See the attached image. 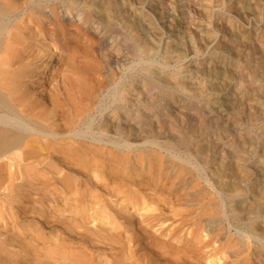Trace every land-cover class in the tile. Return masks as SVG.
<instances>
[{"label": "bare ground", "instance_id": "6f19581e", "mask_svg": "<svg viewBox=\"0 0 264 264\" xmlns=\"http://www.w3.org/2000/svg\"><path fill=\"white\" fill-rule=\"evenodd\" d=\"M31 1L0 0V182L9 177H7V167L14 165L20 170L21 175L24 171L23 168L28 166L29 160L34 159V162L31 163L33 166L41 164L42 159L40 160L38 157L45 151L47 154H51L52 161H55V163L50 164L53 176L46 178L47 174H44L47 184L54 177L66 185L73 178L77 180L84 176L90 186L93 184L98 189L106 191V188H109L110 185L108 186L109 183H106L105 180L111 181L112 174L119 175L120 191L124 194L126 203L119 210L114 211L115 216L121 220L119 229L117 228L115 231L123 239L124 250L127 249L128 254H132V257H129L131 264H211L212 262L209 260L211 251L208 248L213 245V242L210 240L204 242L205 239L199 235L200 229L198 228L189 232L190 234L184 233V231L189 221L192 222L194 219L197 225L206 220L207 223L204 225L203 230L209 228V231L213 234L212 238L219 237L225 229L220 224V217H226L231 227L242 226L236 229L237 236L235 235L234 239L220 243V248L223 250L221 253H229L233 258L229 264H264V175L261 170L256 172L260 176H255V178L250 175L248 178L243 179L238 175L242 170L247 171L245 167L236 169V171L232 170L229 174L225 165L221 164L215 167L211 163L209 149L207 150L202 143L197 141L198 138L193 137L190 129L185 131L178 125H171L163 129L160 125V119L155 120V118L162 115L169 118L173 117L171 111L173 109L179 110L180 107H193L198 113L204 110L211 113L219 97L218 93L207 95V91L211 87V89H214L213 86L214 83L216 84L218 74H220L219 77L223 82V86L225 85L226 88L230 86L227 74L229 61L226 57V50L223 48V50L213 51L209 54L213 60H216L219 70L216 67L211 68V66L208 67L206 73L213 74L215 79L212 83L210 82V86H206L207 84L203 86L202 84L193 95H190L185 80L180 77L173 80V75L166 70L168 64L166 56H169L173 45L167 43L165 46L166 52L163 56L164 62L158 63V65L154 64L158 62L155 56L159 51L162 34L158 26V19L156 20L159 16L155 18L151 11L143 10L139 6L140 0H120L123 2V6L124 1L127 2L130 11L129 17H123L126 19L122 25L125 31L118 27L116 21L117 18L121 17H118L117 13L115 14L117 8L115 10L111 4L105 8L104 5L98 4L96 0H61L59 4L53 3L50 6H43L34 4ZM47 1L50 2V0ZM210 1L205 2L207 4L206 10L211 5ZM183 4L185 8L189 7L187 1L184 0ZM47 8L50 9L49 12L46 10ZM25 9L30 10L27 15L30 22L37 25L44 32V35L56 39L58 36H64L63 41L66 44L71 42L75 45L70 55L72 62L66 68L59 70L57 76L46 71L49 68L50 61L45 63L43 67L29 68L26 66L20 67V69L14 67L18 62H16V58L20 54V49L27 46H37V43L29 41V36L26 33L32 28L30 23L20 20V22L14 21L15 23H13L12 20ZM77 10H82L83 12H81L84 14L83 24H76L77 31L67 28L69 23L62 25L64 19L61 18L59 12L68 15L74 14V11L77 13ZM229 10L236 12L237 9L231 3ZM127 11L125 8L122 9L124 13ZM182 13L184 14V11ZM206 13L208 14V11ZM45 14L52 15L53 28L44 27L45 19L50 18L49 16L45 17ZM96 22L101 26L104 36L91 35L90 38L93 44L90 45L87 41H84L86 39H82V36L88 32L86 25ZM230 29L233 30L231 32L234 33L235 39L240 40L241 45L247 42L245 34L243 35L242 32L236 30L234 24L230 26ZM110 36H113V41L117 42L119 48L115 56H111L110 52L106 51L108 37ZM212 37V33L206 29V43L212 42ZM51 46H42L43 55H40L39 59L52 56L54 48ZM82 47L85 48L84 51L81 50ZM176 49L178 50V48ZM236 49L231 65L249 64L250 55L246 54V59H244V54L240 48L236 47ZM181 53L180 50V55ZM64 59L65 57L62 56L56 63L62 62ZM45 74L46 82L36 81L37 78ZM248 78L254 85L253 90L256 91L260 88L258 86L264 82V79L259 78L258 75L252 72L249 73ZM31 83L36 84V86H31ZM220 85L222 84L220 83ZM242 102L240 98L230 105L235 117L239 118L243 115ZM211 122L204 126L205 129L202 131L209 134L214 132L216 127ZM257 127L261 128V126ZM260 145L264 152V139ZM164 153L167 156H164ZM36 157L38 160L35 161ZM11 160L13 161L11 162ZM56 165L62 166V169L64 168L68 172L61 177ZM205 166H208L212 178L215 179L212 182L211 177V179L205 178L218 194V201L206 203L204 201L205 195L204 193L201 194L200 189H198L196 195H193V198L188 199L184 194H180L178 198L180 203L186 200H193L194 202L197 200L196 203L192 202L198 206L196 210H201L202 213L198 218H193L194 213L190 217L191 212L188 209L173 208L174 210L171 211L173 214H169L171 215L169 216L165 207L168 196L179 192L181 184L188 180L187 175L189 173L196 171L200 177L202 169L206 170L207 168ZM171 172L178 175L171 178L169 176L170 174L173 176ZM32 177L37 180L40 179L37 175ZM94 177H100V184L94 181ZM24 178L26 177L24 176ZM24 178L19 186L21 190L25 188L22 187ZM175 178L181 179L175 182ZM189 180L191 179L189 178ZM38 182V185L42 183L40 180ZM197 184L189 187V189L198 188ZM15 185L17 186V183ZM33 185L36 186L35 182ZM65 188L70 192L73 187L68 185ZM153 188H162L164 191L166 190L168 195L151 198L141 193L146 192L148 189L153 190ZM38 189L40 191V187ZM19 191H16V194L20 195L23 192L19 193ZM76 192H78L77 189ZM30 196L26 197L25 194H21L16 208L11 201L10 206L13 205L18 210L11 217H15L17 220L23 218L24 220L34 221L42 227L44 223L51 224L52 228L56 227L57 224H53L46 217V213L43 212L42 205L44 202L42 199L44 198L41 197L42 195L32 198ZM70 197L72 198V196ZM14 199L15 197L13 201ZM156 203L158 206L155 207L154 204ZM193 203H191L192 206ZM185 204L190 205L189 202ZM162 206L164 207L162 208ZM14 208L12 210H15ZM75 210L74 213L78 214L79 211ZM80 216L82 215L80 214ZM175 220L178 225L172 227L171 224ZM13 221H11V224ZM169 221H172V223L165 226ZM192 224L190 223V225ZM60 227L58 225V228ZM66 228H70V225H66ZM31 229L32 227H30ZM25 231H19L9 239L21 243L24 249L20 251L25 250L30 253L33 251L32 246L35 244L33 242L36 240L34 241L32 236L29 237L30 235L28 236ZM1 234L4 235V233ZM38 235L41 236V234ZM245 238L247 243L243 240ZM253 242H255V245L252 251L251 244L253 245ZM130 243L134 245L132 246ZM214 249L217 248L214 247ZM129 259L124 256L120 263L128 264L126 261ZM225 259H228L227 255H225ZM19 263L17 259L15 262L12 261L8 264ZM225 263L228 264V262Z\"/></svg>", "mask_w": 264, "mask_h": 264}, {"label": "rangeland", "instance_id": "374dc122", "mask_svg": "<svg viewBox=\"0 0 264 264\" xmlns=\"http://www.w3.org/2000/svg\"><path fill=\"white\" fill-rule=\"evenodd\" d=\"M60 1L61 0H54V1L50 0V2L47 0L46 1L45 0H32L31 2L34 4H41L43 6H50L53 3L59 4ZM97 1H98V4L104 5L103 7L105 8L108 7V5L110 4L113 8H115V10L117 8V10L115 11V14L117 13L118 17H121V18L119 19L117 18L116 22L118 23V27H121L120 29L125 31L122 25L125 23L126 19H124L123 17L130 16L129 6L127 2L124 1V6H123V2L120 0H113V1L112 0H96V2ZM183 1L184 0H140L139 6L143 10L148 11V12L151 11L155 18L159 16L156 18V20L158 19V26L161 29L162 34H161V42L158 48L159 51L155 56L158 62L154 64L158 65V63H163L165 60L163 56H164V53L166 52L165 46L167 45V43H170L171 45H173V48H171V51L169 52V56L168 55L166 56L167 63H168L166 66V70L169 72V74L173 75V78H172L173 80L178 79L179 77L182 80H185L184 82L187 87L188 94L193 95L194 92H196V90L200 88V86H202V84L203 86L204 84L205 85L207 84L206 86H210L212 81L215 79L213 74L206 73L208 72L207 71L208 67H211V66H212L211 68L216 67V69L219 70V65H217L216 60H213L209 54L213 51L223 50L224 48V50H226V57L229 61V63L227 64L228 66L227 74L229 76L230 86L227 88L225 87V85L223 86V82L219 77L220 74H218V77L216 79V84L214 83V86L212 85L214 89H211L212 88L211 87L207 91V95L218 93V97H219L218 100L216 101V106L213 108V111L211 113H209L206 110L201 111V113H198V111L193 107L192 108L191 107H187V108L180 107L179 110L173 109L171 111L173 112L172 114L173 117L169 118L165 115H162V116H159L158 118H155V120L160 119L161 121L160 125L163 129H166L171 125L181 126L183 130L185 131L187 129H190L193 134V137L195 139L198 138L197 141L202 143V145H204L207 148V150L209 149L208 151L209 158L211 159L210 161L211 163L214 164L215 167H218L221 164H223L227 168V173L229 172L231 173L232 170L236 171V169L245 167L247 168V171L242 170L241 173L238 174L243 179L248 178L250 175L253 176L254 178L255 176L259 177L260 175H257L256 172L260 170L264 175V152L260 145L261 141L264 139V106H263L264 105V92H263L264 82L258 86L260 88H258L259 90L257 89L256 91V90H253L254 85L251 82V80L248 78L249 73L252 72L258 75L259 78L264 79V0H261V1L260 0L259 1H255V0H252V1L211 0L210 1L209 0L211 5L207 10H206L207 4L205 3L207 0H185L187 1L189 5L188 8H185ZM120 2L121 4H119ZM249 2H255V3H249ZM231 3H233V6L237 9L236 12L235 11L231 12L229 10V5ZM124 8L128 10L125 13L122 12V9ZM46 10L48 12L50 11L49 8H47ZM81 11L82 10H77L78 14L76 13V11H74V14H68L69 16L67 15V13L63 15V13L59 12L61 15V18L64 19L62 22V25H67V23H69L68 24L69 26L67 28L77 31L76 24H83V21H84V14L82 13L83 11L82 12ZM183 11H184V14L182 13ZM206 11H208V14L206 13ZM29 13H30V10L25 9L21 11L19 15L14 17L12 20H13V23L17 21L18 22L25 21V23H30V27L32 28L31 30L26 31V33L29 36V39H30L29 41L37 43V46L36 47L27 46L24 49H20V54L16 58V62L17 61L18 62L15 64L14 67L19 68V69L20 67H26V66H28L29 68L43 67L45 63L50 61L49 68L46 71H49V73L54 74V76L56 74L57 76L58 72H60L62 68L63 69L66 68V66L72 62L70 55L72 54V49H74L75 45L71 42L66 44L63 41L64 36L62 37L58 36L56 39V38H51L49 35H46V34L44 35V32L40 30L37 25H35L33 22H30V20L27 17ZM37 14L39 15V13ZM48 16L50 18H46L45 19L46 23H44L43 25L44 27L53 28L54 25L52 24V20H51L52 15L45 14V17H48ZM233 24L236 30H238L239 32H242L243 35L245 34L244 36L247 39V42L245 44L241 45L240 40L235 39L234 33L231 32L233 30L230 29V26L231 25L233 26ZM86 28H88V32L86 35L83 34L82 39L83 40L86 39L84 41L85 42L87 41V43H89L90 45L93 44L90 38L91 35L93 34L98 35V37L104 36V32L102 31V28L98 24V22L91 23L90 25H86ZM206 29L209 30L213 35L212 40H211L212 42L210 43H206L205 41V30ZM113 40H114L113 36L108 37V46L106 48V51L108 53L110 52L109 54L111 56H115L116 51L119 49L117 46V42H114ZM27 44H24V45H27ZM41 45L42 46L52 45L51 47L54 48V52L51 57L46 56V57H43V59L42 58L39 59V56L43 55V49ZM20 47H23V46H20ZM175 47L178 48V50L179 48H181L180 50L183 53V55L182 53L180 55V50L178 52V50ZM236 47H239L240 50L243 52L244 59H246L245 58L246 54L250 55L251 59H250L249 64L245 63L242 66L231 65L232 57L235 55L236 50H237ZM81 50L84 51L85 48L82 47ZM231 52H234V53H231ZM62 56H64L65 59L62 62L56 63L57 61L61 59ZM51 62L52 63L55 62V63L52 64ZM45 77H46V74L44 76L42 75V77L37 78L36 81L41 82V83L46 82ZM220 83L222 85H220ZM217 84L218 86H216ZM31 86L35 87L36 84L33 85L31 83ZM240 98L243 101L242 102L243 115L238 118V117H235L234 111L231 110L230 105L236 99H240ZM210 122L213 123V125H215L216 130L209 134L208 132L202 131V130L205 129L204 126H206ZM257 126H261V128ZM174 133H175V130H174ZM47 155L49 156L47 157ZM50 155L51 154H47L44 151L43 154L40 155L41 157L40 156L38 157V159L40 160L42 159L41 164L39 165L33 166L31 163L34 162V159L29 160L28 166L26 168H23L24 170L23 174L26 178L22 176L23 174L20 175L21 173L20 170L16 168L14 165L6 168L7 177L8 176L9 177L3 182H0V234L4 233V235L1 234L3 237L0 235V264L12 263V261L15 262V260L17 259L20 262L19 264H123L124 262L120 263V260L124 256L128 257L129 259V257H132L131 256L132 254L131 253L128 254L127 249L124 250L125 248H123L124 245L122 242L123 239L120 238L118 235V232L115 231L117 230V228L119 229V226L121 225V220H119L115 216L114 211L119 210L124 205V203H126L125 196L120 191L121 186L119 184L120 183L119 175L112 174L113 176H112L111 181L105 180L106 183H109L108 186L110 185L109 188H106V191H103L102 189H98L93 184L90 186V184L88 183V181L86 180L84 176L83 178L80 177L77 180L72 177L74 180L72 179L69 183H66V185L65 183H62L61 181L56 180L54 177L53 179L48 181L49 183L47 184L46 178L48 177L50 178L53 176V173L50 170L51 169L50 164L55 163L54 160L52 161L53 158ZM163 155L167 156L166 153H164ZM45 157L49 159L47 158L45 159ZM38 159L36 157L35 161ZM12 161L13 160H11V162ZM60 167L57 166L56 168L60 172V174L59 172L58 174L62 177L68 171L64 168L62 169V166ZM205 168L206 170L202 169L204 172L202 171L201 175L202 174L203 175L202 176L200 175V177L202 178L199 177L196 171L195 172L193 171L191 174L189 173L187 175L188 180H186L185 183L181 184L182 190L179 189L178 190L179 192L168 196V200L171 199L169 201L167 200V203L165 204L166 205L165 207L168 210V215L169 214L172 215L173 212L171 211H173L176 208L188 209L189 212H191L190 217L193 216V213H194L193 218L195 217L198 218L200 214L202 213L201 210H196L198 206L194 205V203H196L197 200H195V202L193 200H186V201L181 202L182 203L181 204L178 201L180 194L181 195L184 194L186 198L189 199V198H193L194 197L193 195L194 194L196 195L197 191H199L198 189H200L202 191L201 194L203 195L204 193L205 195L204 201L206 203L208 202L215 203L216 201H218V197H219L218 194L216 193L215 189H213L212 186H210L208 182L206 181L207 178L209 179L212 178L211 171L209 170L208 166H205ZM171 173L173 174V176H171V174L169 175L171 178H174L178 175L177 173L174 174V172H171ZM44 174L45 175L47 174L46 178ZM35 175L39 176L40 178L39 180L42 181L40 185L37 184L39 183L38 182L39 180L34 179L32 177ZM22 177L24 178L22 187H25L26 190H24L25 188L21 190L19 187L21 181H23ZM189 178L191 180H189ZM29 179H30V182H29ZM93 179L96 183L98 182L97 184H100V180H99L100 177H94ZM175 179H176L175 182H177V181H180L181 178H175ZM214 180L215 179L212 178L211 181L213 182ZM34 182L36 186L40 187V191L38 187L33 185ZM16 183H17V186L15 185ZM196 184L198 187L194 189L196 192L193 190V188L189 189V187H192ZM68 185L73 187L72 190L70 189L71 193L67 191L65 188ZM183 188L184 189L186 188V189L184 190ZM57 189L61 191L59 190L57 191ZM76 189L79 192V194L78 192H76ZM64 190L65 192H63ZM162 190H163L162 188H153V190L148 189L146 192H141V193L151 198L167 196L168 193L166 192V190L165 191L163 190V192H161ZM16 191L17 192L19 191V193L23 191L24 193L22 192L19 195V194H16L17 193ZM21 194H25L26 197L31 195L30 198L40 197L42 195L41 197L44 198L42 199V201L44 202V204L42 202L43 204L42 208H44L43 212L46 213L45 214L46 217H48V219L53 224H57V226L55 225L56 227L52 228L51 224L44 223L45 226L43 225L42 227L40 225L41 226L40 227L39 224H37L34 221L24 220L23 218H19L18 220L15 217L12 218L11 216L13 215V213L18 211L15 208L17 207V204H19L18 199H19V196H21ZM99 195L100 196L102 195L101 196L102 199L99 198L100 197ZM70 196H72V198L74 197V199H72ZM14 197L15 199L13 201ZM11 201L15 205V208L13 207V205L10 206ZM73 201L75 202V204ZM187 202H189L190 205L185 204ZM70 203L74 205L72 206ZM77 203L78 204L82 203V204L78 205ZM191 203H193L194 207L192 206ZM154 206L155 207L158 206L157 203L154 204ZM12 207L15 210H12L13 209ZM69 207H71L72 209H70ZM163 207L164 206H162V208ZM75 209H77V212L79 211L78 214H79V217L81 218L78 217L77 213H74L76 212ZM85 209H88V210H85ZM83 212L84 214H82ZM80 214L82 216H80ZM7 215L11 218V220L9 217L7 218ZM83 215L85 216L83 217ZM82 218L84 221L82 220ZM220 218H221L220 224L224 226L225 229L223 230L224 232L223 231L221 232V235L219 237L212 238L213 234L209 231V228H205L206 230H203L204 225L207 223L205 219H204L205 221L203 222L204 224L201 223L197 225L195 224L194 219L192 220V222L189 221V224L186 225L187 227L185 226V231H184V233H189V232H192L194 229L198 228L200 229L199 235L201 237H204L205 239L204 242H207L209 240L213 242V245L208 248V250L211 251L210 252L211 256L209 258V260L212 262L211 264H224L225 262H228L229 264V262H232L233 258L230 256L229 253L227 254L225 252H224L225 254L223 252L221 253V251L223 250L220 248V243L229 241L232 238L234 239L237 236L236 229L242 227L240 225L231 227L229 222H227L228 219L226 217H220ZM15 220L19 222L21 221L22 223L21 222L17 223ZM11 221H13L12 224H11ZM73 223L74 224L76 223L77 225H74ZM171 223L172 221H169L165 226L170 225ZM173 223L171 224L172 227H175L178 225V222L176 220ZM190 223H193V224L190 225ZM16 224L17 226L15 227ZM20 225H23V226H20ZM58 225L61 226L62 228L61 227L58 228ZM66 225H70V228H66ZM24 226L25 228H23ZM29 226L32 227L31 230ZM38 228L39 230L42 229L44 234L42 230L39 231ZM19 231L27 232L26 234H28V236L30 235L29 237L32 236L34 238V241L36 240L35 242H33V244L34 243L35 244L34 246H32L33 251H31L30 253L26 252L25 250L20 251L24 249L22 248L21 243L20 242L17 243L15 241H11L12 239H9L15 236L16 233H19ZM12 232L14 233V235ZM38 234H41V236ZM5 237H7V239L9 240L5 239ZM38 237L42 238L41 241H40V238ZM243 240L247 243L246 238ZM35 245H37V247H35ZM130 245L133 246L134 244L130 243ZM254 245H255V242H253V245L251 244L252 251L254 249ZM214 247L217 248L216 249L217 251L214 249ZM225 255L228 256V259H225ZM18 256H21V257H18ZM126 262H128L129 264L131 262V259H129Z\"/></svg>", "mask_w": 264, "mask_h": 264}]
</instances>
